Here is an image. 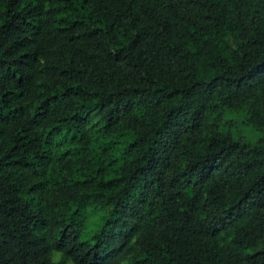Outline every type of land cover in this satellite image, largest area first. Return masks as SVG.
Wrapping results in <instances>:
<instances>
[{"label": "trees", "instance_id": "16d2710c", "mask_svg": "<svg viewBox=\"0 0 264 264\" xmlns=\"http://www.w3.org/2000/svg\"><path fill=\"white\" fill-rule=\"evenodd\" d=\"M0 264H264V0H0Z\"/></svg>", "mask_w": 264, "mask_h": 264}, {"label": "rangeland", "instance_id": "374dc122", "mask_svg": "<svg viewBox=\"0 0 264 264\" xmlns=\"http://www.w3.org/2000/svg\"><path fill=\"white\" fill-rule=\"evenodd\" d=\"M229 120L235 122L232 130L235 138H242L247 143L255 144L261 137L260 132L256 131L252 126L245 124V116L241 113L229 111ZM103 213L100 211L95 213L94 216H89L82 239H87L88 236L92 235L98 229L99 225L102 224Z\"/></svg>", "mask_w": 264, "mask_h": 264}]
</instances>
